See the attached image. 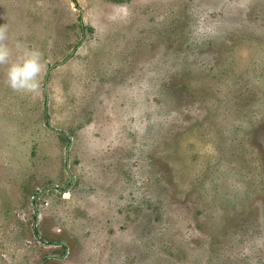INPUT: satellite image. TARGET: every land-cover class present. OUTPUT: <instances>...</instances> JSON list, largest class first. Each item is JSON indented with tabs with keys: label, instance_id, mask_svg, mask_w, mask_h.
Returning <instances> with one entry per match:
<instances>
[{
	"label": "rangeland",
	"instance_id": "374dc122",
	"mask_svg": "<svg viewBox=\"0 0 264 264\" xmlns=\"http://www.w3.org/2000/svg\"><path fill=\"white\" fill-rule=\"evenodd\" d=\"M43 53L0 66V264H264V0H0Z\"/></svg>",
	"mask_w": 264,
	"mask_h": 264
},
{
	"label": "clouds",
	"instance_id": "9594fccd",
	"mask_svg": "<svg viewBox=\"0 0 264 264\" xmlns=\"http://www.w3.org/2000/svg\"><path fill=\"white\" fill-rule=\"evenodd\" d=\"M6 40V31L0 28V66L4 67V83L14 92L38 97L41 91L43 53L39 48L17 42L16 47L22 50L13 59V50L5 43Z\"/></svg>",
	"mask_w": 264,
	"mask_h": 264
}]
</instances>
